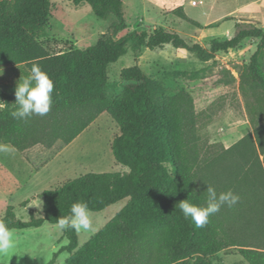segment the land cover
Segmentation results:
<instances>
[{
    "label": "trees",
    "instance_id": "16d2710c",
    "mask_svg": "<svg viewBox=\"0 0 264 264\" xmlns=\"http://www.w3.org/2000/svg\"><path fill=\"white\" fill-rule=\"evenodd\" d=\"M69 1L90 4L100 18L114 16L111 32L87 48L55 52L42 40L48 34L52 0H0V67L23 65L30 74L37 64L54 84L49 113L26 121L11 115L17 108L15 94L0 90V142L19 151L37 144L67 145L108 112L120 128L112 151L129 171L86 173L36 195L43 201L42 217L22 220L9 205L0 221L10 230L40 227L68 216L77 201L86 202L90 211H102L129 198L81 247L78 233L64 230L68 244L59 253H69L67 264H214L215 254L229 248H236L248 264H264V28L238 22L234 35L214 38L208 47L190 45L164 27L116 38L127 28L124 0ZM174 12L198 25L182 6ZM247 39L259 40L239 72L253 131L230 147L207 144L201 131L211 116L197 112L190 92L168 94L139 64L122 70L129 84L120 94L107 95L110 66L129 52L136 56L142 48L172 44L196 52L203 62H216V54L236 49ZM211 70L209 66L177 74L195 80ZM222 72L221 83L236 81L229 70ZM206 183L218 194L231 189L239 201L222 206L207 225L197 228L175 206L187 198L204 203Z\"/></svg>",
    "mask_w": 264,
    "mask_h": 264
},
{
    "label": "rangeland",
    "instance_id": "374dc122",
    "mask_svg": "<svg viewBox=\"0 0 264 264\" xmlns=\"http://www.w3.org/2000/svg\"><path fill=\"white\" fill-rule=\"evenodd\" d=\"M194 1L197 3L193 4ZM52 2L48 34L42 40L53 51L87 48L101 35L111 32L114 16L100 18L88 3L75 5L69 0ZM181 6L198 25L174 12ZM251 9L255 11L254 7ZM236 10V5H230L227 0H124L127 28L120 31L116 38L133 30L151 32L164 27L178 32L190 45L200 43L208 47L214 38L225 39L235 34L239 19L234 17ZM257 25L264 28V14H261ZM258 41L247 39L236 49L220 52L216 54V62H203L196 52L177 49L172 44L154 50L142 48L136 56L129 52L110 66L107 95L114 97L120 94L129 84L122 79V70L139 64L147 74L163 84L168 94L176 95L182 90L190 92L197 112L211 116V122L201 131L207 144L230 147L253 131L240 89L239 72L250 61ZM209 66L212 70L205 78L192 80L177 74ZM223 69L232 72L236 81L221 83ZM0 72H3L0 75V90L11 94H15L20 78L29 75L23 65L2 66ZM119 134L118 124L108 112H103L67 145L58 142L49 148L37 144L19 151L10 144L0 142V148L9 149L7 152L0 151V217L4 216L9 205L15 206V212L22 220H30L33 215L42 217L43 201L35 196L44 190L57 188L89 172H128L129 168L119 163L112 151L113 140ZM56 156H60L64 164L51 166L34 176ZM28 199L30 201L23 204ZM128 202L129 198H125L102 211H90L96 231L94 234L78 233L79 246L98 233ZM11 231L14 233L15 248L9 255L0 257V264H49L57 253L53 264H67L69 253L59 251L68 244V239L64 237V230H58L56 224L45 222L40 227ZM212 259L214 264H248L236 248L222 250Z\"/></svg>",
    "mask_w": 264,
    "mask_h": 264
},
{
    "label": "clouds",
    "instance_id": "9594fccd",
    "mask_svg": "<svg viewBox=\"0 0 264 264\" xmlns=\"http://www.w3.org/2000/svg\"><path fill=\"white\" fill-rule=\"evenodd\" d=\"M2 74L3 72H0V75ZM53 89L54 84L49 75L39 65L34 64L30 74L20 78L17 82L15 89L17 108L11 113L13 118L26 121L33 116L47 115L51 109ZM0 151L7 152L9 149L0 148ZM204 194L205 200L202 204L193 203L187 198L179 201V204L175 206L179 208L185 218L190 217L197 228L207 225L209 218L217 214L222 206L232 207L239 201V196L231 189L218 194L210 184H207ZM56 227L61 231L71 228L77 233L83 231L94 234L96 231L88 204L83 201L72 203L70 214L59 217ZM14 248V233L5 222L0 221V257L9 255Z\"/></svg>",
    "mask_w": 264,
    "mask_h": 264
},
{
    "label": "crops",
    "instance_id": "0c3cea01",
    "mask_svg": "<svg viewBox=\"0 0 264 264\" xmlns=\"http://www.w3.org/2000/svg\"><path fill=\"white\" fill-rule=\"evenodd\" d=\"M230 5H236L237 10L234 14V17L239 18L238 22H251L258 24L261 20V14H264V0H227ZM255 8V11H252L251 8ZM258 26V25H257ZM60 156L53 158L48 165L43 167L41 170L37 171L34 176L41 174L45 169L50 168L51 166H61L64 164L61 161ZM33 176V177H34ZM32 177V178H33Z\"/></svg>",
    "mask_w": 264,
    "mask_h": 264
},
{
    "label": "built area",
    "instance_id": "2783aa9c",
    "mask_svg": "<svg viewBox=\"0 0 264 264\" xmlns=\"http://www.w3.org/2000/svg\"><path fill=\"white\" fill-rule=\"evenodd\" d=\"M197 2L196 1H194V3L193 4H196Z\"/></svg>",
    "mask_w": 264,
    "mask_h": 264
}]
</instances>
